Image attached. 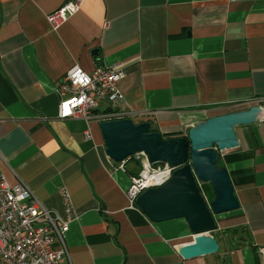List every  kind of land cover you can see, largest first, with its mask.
Listing matches in <instances>:
<instances>
[{
	"label": "crops",
	"instance_id": "crops-1",
	"mask_svg": "<svg viewBox=\"0 0 264 264\" xmlns=\"http://www.w3.org/2000/svg\"><path fill=\"white\" fill-rule=\"evenodd\" d=\"M67 1L0 0V176L11 186L21 180L57 214L66 188L76 218L62 264H261L264 0H83L52 31L46 15ZM74 65L85 73L120 66L123 105L101 102L95 115L121 109L164 138L261 108L253 124L235 128L238 147L219 155L239 207L214 216L216 253L181 258L177 249L193 239L183 219L153 223L128 206L140 163L119 169L106 156L99 121L84 141L83 121L57 118L58 84Z\"/></svg>",
	"mask_w": 264,
	"mask_h": 264
},
{
	"label": "water",
	"instance_id": "water-1",
	"mask_svg": "<svg viewBox=\"0 0 264 264\" xmlns=\"http://www.w3.org/2000/svg\"><path fill=\"white\" fill-rule=\"evenodd\" d=\"M260 115L256 105L231 111L195 123L184 136L170 138L152 132L149 123L135 124L127 118L98 124L105 154L112 162L143 154L152 167L168 164L174 168L167 182L145 189L134 204L153 223L185 221L193 239L177 249L181 258L218 251L217 241L210 235L217 229L214 216L239 207L226 169L217 165L219 153L237 148L235 128L253 124ZM198 184L210 187L209 203Z\"/></svg>",
	"mask_w": 264,
	"mask_h": 264
},
{
	"label": "built area",
	"instance_id": "built-area-1",
	"mask_svg": "<svg viewBox=\"0 0 264 264\" xmlns=\"http://www.w3.org/2000/svg\"><path fill=\"white\" fill-rule=\"evenodd\" d=\"M82 2L83 0H68L60 8L47 14L46 21L52 31L58 30L76 14ZM122 76L120 66L85 73L74 65L58 84L60 101L57 118L83 121L84 141L92 140V120L102 122L127 118L130 113L121 109L100 115L94 113L98 104L104 101L112 106L123 105V95L117 88V82ZM136 157L141 168L136 175L130 177V184L125 191L130 208L145 189L163 185L174 170L168 164L152 167L143 154ZM124 162L118 163L119 169H122ZM58 195L62 214L44 208L21 180L11 186L0 176V264H62L68 259L65 235L70 222L76 218V213L64 186L60 187ZM258 253L261 264H264V245L258 248Z\"/></svg>",
	"mask_w": 264,
	"mask_h": 264
},
{
	"label": "trees",
	"instance_id": "trees-1",
	"mask_svg": "<svg viewBox=\"0 0 264 264\" xmlns=\"http://www.w3.org/2000/svg\"><path fill=\"white\" fill-rule=\"evenodd\" d=\"M151 131L154 132L152 129H151ZM166 138H167V137H166ZM130 160H131V161H134V162H136V163L139 164V162H138L137 160H135L133 157H130V158L127 159V161H130ZM125 162H126V161H125ZM218 162H219V159H218V161H217V165L220 166V165L218 164ZM138 164H136V165L138 166ZM138 167H139V166H138ZM140 168H141V167H140ZM139 171H140V169H139ZM139 171H138V172H139ZM138 172H137V173H138ZM137 173H136V174H137ZM136 174H135V175H136ZM133 176H134V175H133ZM199 189H200V192H201L202 195H204V194H203V191H206L209 195H211V190H210V187H209L208 185L202 184L201 187H200Z\"/></svg>",
	"mask_w": 264,
	"mask_h": 264
},
{
	"label": "rangeland",
	"instance_id": "rangeland-1",
	"mask_svg": "<svg viewBox=\"0 0 264 264\" xmlns=\"http://www.w3.org/2000/svg\"><path fill=\"white\" fill-rule=\"evenodd\" d=\"M224 153H226V152H220L219 155H223ZM201 185H202V184H199V188L201 187ZM203 194H204L203 196H204V198H205V201H206L207 203H209V202L212 200V194L209 195L206 191H203ZM228 215H229V214L218 215V216H216V219H223V218H225V217H228Z\"/></svg>",
	"mask_w": 264,
	"mask_h": 264
}]
</instances>
